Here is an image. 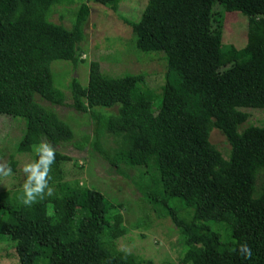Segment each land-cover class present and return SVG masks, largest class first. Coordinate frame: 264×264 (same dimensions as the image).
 I'll list each match as a JSON object with an SVG mask.
<instances>
[{"label": "trees", "instance_id": "trees-1", "mask_svg": "<svg viewBox=\"0 0 264 264\" xmlns=\"http://www.w3.org/2000/svg\"><path fill=\"white\" fill-rule=\"evenodd\" d=\"M120 1L85 0L65 27L49 20L62 0H0V113L25 120L18 152L42 140L56 146L73 139L70 126L34 96L65 104L51 62L81 60L89 2L116 12ZM223 7L247 18L242 48L222 43L220 7L210 0H147L138 21L123 19L138 51L164 53L156 110L143 72L111 76L91 61L87 85L75 77L68 85L71 106L90 111L95 147L111 164L151 163L157 170L159 196L143 190L164 205L177 228L185 247L180 264H264V152L239 129L249 117L242 109L258 108L263 93L264 0H225ZM116 104L117 114L92 110ZM212 128L226 137L228 159L210 143ZM103 129L121 138L112 154L98 141ZM71 160L56 150L49 181L54 194L30 207L18 189L0 191V241L13 244L19 264H152L118 248L122 215L99 191L65 178L63 164ZM209 222L221 224L224 235ZM245 242L250 259L238 251Z\"/></svg>", "mask_w": 264, "mask_h": 264}, {"label": "rangeland", "instance_id": "rangeland-1", "mask_svg": "<svg viewBox=\"0 0 264 264\" xmlns=\"http://www.w3.org/2000/svg\"><path fill=\"white\" fill-rule=\"evenodd\" d=\"M84 1L62 0L54 6L49 20L70 27L74 11ZM146 2L147 0H121L116 12L89 2L90 13L84 25V39L79 44L81 60L75 64L65 60L51 62L53 84L65 94V104L51 105L38 95H35L34 99L42 106L54 110L73 131V139L70 142L54 146L56 150L72 158L63 164L65 178L78 180L84 186L99 191L122 215L125 234L118 238V248L149 260L152 264H180L179 258L185 248L182 238L171 218L163 214L164 205L158 199L155 203L149 201L143 190L159 196L155 189L157 170L151 163L135 166L124 163H119L118 166L111 164L95 147L97 130L90 111H78L73 108L68 90L72 77L86 86L89 63L98 61L101 71L111 76L145 73L146 86L153 94V109L158 108L164 82V53L138 51L131 27L123 21H138ZM224 2L225 0H210L212 7L216 4L220 7L218 29L222 43L242 48L247 39V18L239 12L226 11ZM119 106H97L92 110L107 116L117 114ZM242 110L246 111L249 117L241 124L240 132L252 145L264 152V84L259 107ZM24 127V118L0 113V163L7 162L10 166L12 160L16 162L12 175L0 176V191L18 189L22 192L24 176L21 168L25 162L34 159L35 147L38 146L33 145L26 153L18 152L17 147ZM99 137L102 149L111 154L121 144L120 137L107 133L105 129L100 131ZM209 141L221 152L224 159H228L230 145L219 129L210 130ZM175 201L172 199L169 203ZM40 205L43 206L44 203ZM208 225L224 235L221 233L224 231L221 224L209 222ZM0 264H19L12 243L0 241Z\"/></svg>", "mask_w": 264, "mask_h": 264}, {"label": "clouds", "instance_id": "clouds-1", "mask_svg": "<svg viewBox=\"0 0 264 264\" xmlns=\"http://www.w3.org/2000/svg\"><path fill=\"white\" fill-rule=\"evenodd\" d=\"M36 159L25 162L21 168L24 176L22 184L21 202L25 206H32L38 200L54 194V187L50 186L49 181L52 179L50 173L52 165L56 162V148L46 140H42L35 147ZM12 175V169L7 162L0 163V176L8 177ZM238 251L246 259L252 256L251 248L247 242L239 244Z\"/></svg>", "mask_w": 264, "mask_h": 264}]
</instances>
